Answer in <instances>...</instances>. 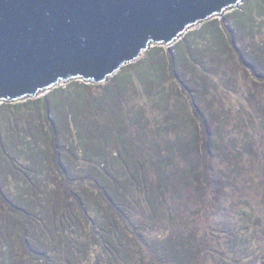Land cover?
<instances>
[{
    "label": "rangeland",
    "instance_id": "rangeland-1",
    "mask_svg": "<svg viewBox=\"0 0 264 264\" xmlns=\"http://www.w3.org/2000/svg\"><path fill=\"white\" fill-rule=\"evenodd\" d=\"M206 24L221 30L222 43L202 32ZM178 42L186 59L168 62L164 77L135 78L118 106L108 101L96 111L88 103L120 71L87 89L88 116L78 130L53 111L57 125L42 143L51 150L40 171L20 140L39 105L0 111V141L15 139L17 152L12 143L4 150L14 171L7 156L0 159V227L8 220L0 258L43 264L39 255L46 252L50 264H61L67 254L55 253L56 240L89 239L90 254L80 264H264V0H243L173 44L154 45L153 56L169 58ZM148 50L132 64L155 65ZM109 185L113 196L103 191ZM16 204L27 209L14 211ZM75 215L81 219L69 224ZM55 227L60 234L34 244Z\"/></svg>",
    "mask_w": 264,
    "mask_h": 264
},
{
    "label": "water",
    "instance_id": "water-1",
    "mask_svg": "<svg viewBox=\"0 0 264 264\" xmlns=\"http://www.w3.org/2000/svg\"><path fill=\"white\" fill-rule=\"evenodd\" d=\"M243 0H0V102L100 84Z\"/></svg>",
    "mask_w": 264,
    "mask_h": 264
},
{
    "label": "trees",
    "instance_id": "trees-1",
    "mask_svg": "<svg viewBox=\"0 0 264 264\" xmlns=\"http://www.w3.org/2000/svg\"><path fill=\"white\" fill-rule=\"evenodd\" d=\"M209 24H206V26L204 27L203 31L204 33H208L210 34L211 38L213 41H215L217 44L222 43L223 40H221V36H223L222 32L220 29H216V30H212L210 31L208 28ZM197 32H191L189 34V39H191L190 44L192 45L191 49L193 47H195L194 45L196 44L195 40L196 38L194 37V35ZM199 34V33H198ZM205 34V35H206ZM194 44V45H193ZM190 47V46H189ZM158 50V46H154L152 48H150L148 50L149 55L153 56L155 51ZM190 50V51H191ZM151 56V57H152ZM154 57V56H153ZM152 59L155 61V65H150L149 61H146L145 63H140L138 64H127L125 65V67L123 69L120 70V72H118L115 76V82L113 85L111 84H107L105 87V89H103V91L100 94H94V97H90L89 98V106L96 110V111H100V109L103 108V106L106 104V102H111V103H115V105L118 106V98H122L124 97V95L126 93H128V90L131 88V90L134 91V81L135 78H139V80L147 82L153 75L158 74L160 77H164L165 76V67L166 64H170V65H177L178 62L183 61L186 59V53L184 51V46L181 42H178L177 46H176V52L174 55H169L168 57H161V58H157L154 57ZM169 59V60H168ZM145 68V69H144ZM144 70V72H143ZM165 70V71H164ZM146 72V73H145ZM101 84H94V83H85V82H80L79 80L76 81H71L68 83V85L63 88L61 87H56L54 89H52L51 91H49L47 94H45V96L40 97V98H36V99H32L29 98L26 100V102H17L15 104H10L8 102H2L0 104V111L7 108L9 105H14V112L17 113H21L22 109L25 108H30V110H32V107H35L37 105H39V107L36 109V112L34 113V117L33 119H27L25 122V125L28 126V132L25 133V135H22L20 140L22 142V144H25V153H26V157L28 159H30L32 161L33 164L36 165V168H38V171H40L42 169V167H44V165L47 162L48 156H49V151L51 150V148L48 146H43V144H47V140L49 135L47 133H50L52 130H54V126L57 125L55 118L53 117V111H55L56 114L58 115V119L59 121L63 122V125L67 128H69V130H73L76 129L78 130V128L82 127L84 125V120L85 118L88 116L86 110H84L82 108V106L84 107V104L88 102L87 99V95L85 94V91L89 88H99ZM64 93H68V95H64ZM68 102V104H65V102ZM68 107V108H67ZM71 111V115L68 112ZM69 116L70 119L69 121H63L64 117ZM73 117V118H71ZM95 119V117H93ZM47 123H46V121ZM73 121V122H72ZM96 121V120H95ZM52 122V123H51ZM75 124V125H74ZM29 136V137H28ZM30 138V139H29ZM15 139H11L9 138L8 140H3L0 141V159L4 156H7L6 153H4V150L6 149L7 146H9V143H12L11 145V149L13 151V144L15 142H13ZM33 141V143H30V141ZM12 141V142H11ZM40 142V143H39ZM38 143V144H37ZM53 143V142H52ZM4 148V149H3ZM13 153H17L16 151H13ZM17 155V154H16ZM8 157V164L10 165V169L12 171L15 170L16 163L13 160V156H7ZM14 162V164H12ZM32 168V167H31ZM4 174L6 173V171H3ZM66 174V173H65ZM105 193L109 196H113L112 193L110 191H112V185L109 186H105L104 188ZM111 189V190H110ZM80 196H82L81 198H83V193L80 194ZM105 197V195L103 196L102 194V198L98 197V199L96 200V202L98 203V207L101 208V206H103V198ZM80 198V197H79ZM117 199V198H116ZM115 200V199H114ZM100 205V206H99ZM21 206V207H19ZM25 206H22L20 204H16L13 208L14 211H23ZM119 208H121V206H119ZM19 209V210H18ZM107 214H108V209L106 210ZM111 212V211H110ZM1 213V212H0ZM1 215V214H0ZM78 219L80 220L81 218L78 216H73L71 217V219H67L69 224L73 223L74 221H78ZM74 220V221H73ZM7 223L8 220H4V222L1 224L2 226L4 225V227H0V229L3 232V229L6 230L7 228ZM85 226V230H89V227L87 225H83ZM72 229H74L73 231H77L76 235L79 234L78 226H70ZM3 228V229H2ZM50 234H60V232H58L53 228H47V230L43 233H40L38 236H36V239H34V244L35 245H43L45 244L44 242L46 241V236H49ZM105 243H103L102 245L105 246L106 250H111V243L108 242L107 239ZM72 242V243H71ZM71 242H62L61 239H59V243L56 240V244H58L56 246V249H58V251H55V253H62V251L64 250L65 252V261H62L61 264H80L81 260L90 254V248H91V244L89 243L90 240H84L83 242H75V241H71ZM77 249V255L74 254L72 255L74 252L73 250ZM1 251V249H0ZM36 253L37 250H35ZM2 253H6L5 249H2ZM46 253V252H45ZM45 253H43L42 255H39V259L42 261L43 264H50L51 263V259L45 257ZM101 254H104V251H102ZM5 257H1L0 258V264H15V260L14 261H6L4 260Z\"/></svg>",
    "mask_w": 264,
    "mask_h": 264
}]
</instances>
